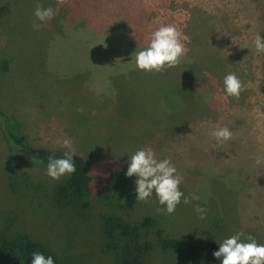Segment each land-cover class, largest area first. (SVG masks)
<instances>
[{
  "label": "rangeland",
  "instance_id": "1",
  "mask_svg": "<svg viewBox=\"0 0 264 264\" xmlns=\"http://www.w3.org/2000/svg\"><path fill=\"white\" fill-rule=\"evenodd\" d=\"M37 3L58 9L50 21L36 19ZM162 24L177 28L187 52L162 72L139 70L136 53ZM263 29L264 0H0L1 109L31 148L67 150L70 139L91 175L86 191L62 202L53 188L69 175L47 176L6 139L0 115V235H27L54 264H117L104 231L114 208L151 216L153 242L157 229L179 240L154 244L144 264H203L208 242L237 232L264 244V53L253 43ZM229 73L244 85L238 99H225ZM224 126L233 136L220 143L211 133ZM142 148L168 159L180 191L200 199L182 197L172 214L157 211L154 192L136 200V177L125 173Z\"/></svg>",
  "mask_w": 264,
  "mask_h": 264
},
{
  "label": "clouds",
  "instance_id": "2",
  "mask_svg": "<svg viewBox=\"0 0 264 264\" xmlns=\"http://www.w3.org/2000/svg\"><path fill=\"white\" fill-rule=\"evenodd\" d=\"M67 2L68 0H56L58 6H63ZM57 10L52 7L44 8L37 3L34 16L41 23L47 22L54 17ZM39 27L40 24L33 23L34 29H39ZM183 40H187V37H184ZM253 43L257 53H264V38L257 34ZM186 52L187 48L177 28L173 25L162 24L151 32L148 46L136 53L135 66L146 72H162L166 67H175ZM223 83L225 99L227 96L238 99L244 88L240 79L234 73H229L224 77ZM79 110L82 111V109ZM211 136L223 143L230 140L233 133L224 126L214 129ZM62 146L67 149L62 152L63 158H56L53 155L47 157L46 175L57 181L63 176H71L76 171L72 141L64 139ZM256 163L260 164L261 160L257 158ZM175 173L176 168L168 159L157 160L151 148H142L138 149L129 159L125 175L136 177L134 181L136 200L147 201L154 192L158 204L162 206L157 211L172 214L182 197L185 204L200 199L196 194H192L190 198L184 196L179 189L183 177ZM195 211L199 214L200 219L205 218L206 209L197 205ZM212 255L220 259V264H264V244H258L250 234L245 235L242 232H237L224 239L219 244L218 250L214 251ZM31 264H54V259L50 255L46 257L41 252H33Z\"/></svg>",
  "mask_w": 264,
  "mask_h": 264
},
{
  "label": "trees",
  "instance_id": "3",
  "mask_svg": "<svg viewBox=\"0 0 264 264\" xmlns=\"http://www.w3.org/2000/svg\"><path fill=\"white\" fill-rule=\"evenodd\" d=\"M261 37L264 38V29L261 31ZM261 89L264 91V80ZM0 115L3 134L6 139L14 145L26 149L30 155L36 157V154L30 151L31 147L26 142L16 120L10 114L5 113L1 107ZM84 191L86 190L75 192L69 179L65 181L63 186L53 188V192L62 202L76 198ZM152 220L154 219L149 215L138 221L131 220L125 218L123 212L119 210L114 208L108 210L104 223V231L108 237L106 247L110 248L112 246L118 250L116 253L117 264H144L154 244L161 250L174 249L179 246L180 242L176 237L163 235L159 229L155 230L154 236L156 239L153 242L148 231V226L151 225ZM218 248L219 243L214 241L208 242L203 247V264H220V259L212 255ZM33 252H41L46 257L49 255L53 257V253L49 248L37 243L27 235H0V264H31Z\"/></svg>",
  "mask_w": 264,
  "mask_h": 264
},
{
  "label": "water",
  "instance_id": "4",
  "mask_svg": "<svg viewBox=\"0 0 264 264\" xmlns=\"http://www.w3.org/2000/svg\"><path fill=\"white\" fill-rule=\"evenodd\" d=\"M30 151L36 154V157L43 164H47L48 155H53L56 158H63L62 149H48L43 147L31 148ZM76 171L70 176L69 182L73 187L75 192H80L81 190H86L89 187L91 181V175L89 174L90 168L84 163V160L78 154H75L73 157Z\"/></svg>",
  "mask_w": 264,
  "mask_h": 264
}]
</instances>
